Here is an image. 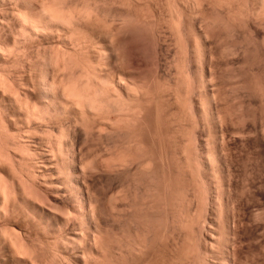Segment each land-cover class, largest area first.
I'll list each match as a JSON object with an SVG mask.
<instances>
[{"label":"rangeland","instance_id":"obj_1","mask_svg":"<svg viewBox=\"0 0 264 264\" xmlns=\"http://www.w3.org/2000/svg\"><path fill=\"white\" fill-rule=\"evenodd\" d=\"M28 1L29 0H0V23H12L13 21L11 18L13 15H15L14 12L17 11L16 8L18 7L19 10L20 7L25 6V3ZM123 1H32L36 8L38 6L40 7V4L42 3L45 4L47 2L46 5H49L50 2H55V5L50 3L52 8L58 6V8H56L60 9V11L69 12L68 9L71 6L74 9H72V11H77V13H79L80 10L82 12L83 9L84 12L89 11V17L92 19H90L91 21L89 23L86 19L84 22L85 25H83L86 27L87 22V27H83L85 31H89V33L86 31L87 34H92V32L106 33L110 27L112 28V23L114 22L116 25L113 23L115 25L113 26L114 29L110 30H115V32H118L116 33V36L119 34L120 38L116 37L114 40L121 39L122 45L119 49L120 55L122 57V53L125 51L123 55H127L125 56L126 59L130 60L132 58L131 61H126L124 56V58H121L122 62L124 60V68L133 73L129 83L132 84L134 81V87L137 88L136 85H140V82L142 81V84L145 85V87L142 86V88H145L144 90H150L153 97L154 95L158 94H160V97L156 96V99L154 98L155 101H152L153 97L147 94L149 91L145 93V95H148L151 98L150 100L154 102L152 103V106L150 102H147L149 97L146 101L145 96L142 94L144 91L140 92V90L137 88L136 90L141 96L138 95V92L135 90L137 92L136 97L139 96L141 98V104L138 105L140 103V98L137 97L136 99L135 97L137 101L134 99V106L131 105V103L128 104L127 107L129 108V105L133 107L138 105L139 107L137 106V108L140 110V106L142 105L141 107H144V111L142 112H145V109L148 110L147 112L143 113V116H141L142 114L140 115V113H138L140 111L137 108V110H135L130 106V109L133 108V110L138 112L135 114V111L129 110L130 112L127 111L128 113L125 114L126 111H123L124 115L121 114V112L119 113L121 116L119 114L117 115V113L110 114L112 121H117L114 123H117V125L119 123L122 124H119L120 127L114 126L111 128V125L106 127L105 124V126L101 124L102 120H99L97 121L100 122L98 123L99 125L94 124L95 126L93 128L92 120L94 121L99 119L98 114L97 116L95 115L93 117L91 116L93 114L89 115L93 118H90L91 120L88 119L92 123L89 125H92L91 128L93 129L87 125L89 121H87V123H77L78 125L73 124L74 126H72L74 128L72 127L71 129L74 130H71L68 140H72V142H69L73 143L74 139H76L74 143L75 150H73L76 154H79L80 157L78 158L77 155V162L75 160L77 163L76 172L79 174L75 175V173H72L74 176H63L64 178L59 176L54 177V180H56L60 186V190L58 192L60 196L58 197L53 196L54 190H46V192L45 187L42 186V182L41 185L39 182L33 184L34 182L32 181L31 183L29 179L32 177L28 179L26 176H23L27 183L25 184L23 178L21 177V170L23 169L25 172L27 171L32 173L35 170L33 166L34 157L28 155L33 161L30 159V157H27V161L20 159V157L17 156L19 152L22 154L19 148H17V150H19L18 152L16 147H13L15 148L13 151L18 152L16 154L12 151L11 146H13V139L7 135V131L4 133V131L1 132L0 130V153L4 155L5 158L7 156V160H5V162H9H6L7 165L3 163V165H1L0 163V187L6 185L12 196L15 193L13 197L18 199V204L16 205H18L21 210L23 208V210H27L26 207L32 202V199L30 198L32 197L31 195H33L31 194L32 190L34 192L36 188L38 191L40 189L41 192L38 193L40 198L45 200L42 202L44 203V206L46 208L48 206H56L61 208L62 210L59 212H61L63 217L66 215L67 217H65V219L67 218L69 222L67 229L65 230L64 228H61L57 230V235L55 237L50 238L49 236H46V234L42 233L40 239L38 233L36 235L35 232H32L29 229L33 218L24 217L22 215L16 222L12 221V219L9 217V206L7 207L6 205H2L4 203L0 196V228L2 229L4 227H9L11 230V228L15 226L17 231L20 230L21 233H18L20 236H23L22 243L25 241L26 243L24 242V245L26 244L25 246L28 247V250H30L32 255L34 254V258L36 257V260H34L32 257L35 264H88L84 262L82 257V255H84V248H88L86 249V252L87 250H90L87 253L88 256L89 254H92L90 257L94 256L91 258L92 261L89 262L90 264H159V260L162 262H160V264H163L164 261L167 260L168 261L165 262L166 264H264L263 0L261 3L260 0ZM170 1H173V3ZM139 2H141V4ZM16 3L19 5L17 6ZM129 3L132 4H130V8L133 11H131V13L129 12L131 10L129 8ZM149 4L152 7H150ZM171 4L173 6H171ZM136 6H140L138 7L137 11L135 10L137 9L135 8ZM142 6L145 7L143 8ZM170 8L173 9L171 10ZM65 9H67V11ZM149 10L152 11V13L149 12ZM31 11L35 12L36 10L33 9ZM135 11L138 13H135ZM194 12L195 14H193ZM86 15H88V13ZM138 15H140V18L143 19H140ZM145 15H147V17ZM93 18H95V20ZM150 18H154L153 20L156 19V21H152ZM167 18L169 23L166 20ZM138 19L141 21L147 20L145 22L143 21L142 23L139 22L141 24H135L136 21H139ZM171 19L172 21L170 22ZM106 20L108 22L112 21V26H109L110 23L108 24ZM103 21L104 24L105 22L107 23V27L109 26L107 30L105 29L107 27L104 28ZM123 21L126 23H123ZM93 26L94 28H92ZM97 28L101 29L98 30ZM118 28L119 31L116 30ZM176 28H178V30ZM112 31H109L111 36L115 33ZM35 39L32 42L34 44L31 43L24 49L26 52L21 50V54L19 50L16 51L17 49H15L14 54H12V56H8L7 52L15 47L14 40L9 36V34L7 36L0 34V74H2L0 75V79L1 77L2 80L3 78L8 77L9 81L11 78L16 79V81H32L33 78H37L39 76V70H37L38 73L36 74V70L34 71V69H36V67L39 68V64L41 63L40 58L41 54L43 53L44 46H41V39L39 37H36ZM197 42H199V44ZM3 53H5V55ZM198 54L201 56V62L198 60L200 57ZM15 56H17L18 59L14 58ZM25 65L27 67H25ZM20 66H23L26 72L23 67L21 68ZM19 67L20 69H18ZM7 73H9L8 75H10V78ZM10 73L14 75L11 76ZM30 74L33 76V78L30 76ZM22 75H25V77L23 76L24 79L21 77L22 80H20V76ZM56 76H58V73ZM58 77L61 78V75ZM132 78L134 80H132ZM135 78L139 81L137 80L136 82ZM144 80L146 83H144ZM5 81L8 80L5 79ZM10 82L13 83V80ZM150 84L152 86H150ZM184 84L187 85L185 86ZM165 86L167 87L166 89ZM162 90H164L165 93L163 91L162 94ZM153 91L155 92L154 95ZM161 96L166 99H163L162 101ZM181 96H183V98ZM142 97H144V100ZM31 99L34 100V96ZM28 100L30 103H32V100ZM138 101L139 103L137 104L136 102ZM156 103H159V106H157ZM2 104L3 103L0 101V111L4 109ZM146 104L150 106L147 107ZM158 107H160V113L157 111ZM149 108H151V110ZM161 111L162 115L165 114V116L168 117L167 119L163 115V123L160 121L161 118L157 117L158 115L162 116ZM164 111L166 112L163 113ZM143 117H145L144 120H142ZM157 118L159 122H157ZM135 121H138L137 125L135 124ZM113 122L111 124L114 125ZM159 123H162L163 126ZM3 124L6 126L4 127ZM164 124H166V126ZM1 125H3L5 130H8V132L10 131L9 128L11 129L12 126L13 128L16 126L11 122L10 116L7 114L4 115L3 113L0 115V126ZM96 125L99 129L96 128ZM100 125L103 127L102 129L99 127ZM152 125L154 126L152 127ZM36 126H39V130L38 127H36L37 129L35 128L36 130H34L38 131L36 133H39L40 135H45L44 131H46V135L49 132L47 131L48 129L44 130V126L42 128L40 125ZM87 126L89 127V130ZM133 126L136 128L134 127L133 129ZM158 126L160 130L162 129L161 126L163 127V133H161L162 131L159 130ZM6 127L9 128L6 129ZM13 131H15V129ZM159 131L161 134H159ZM168 131L169 135L167 134ZM153 132L155 133L153 134ZM155 134L159 137L160 135L163 136L167 134V137L166 135L165 137L161 136L163 145H161L162 143L160 138L155 136ZM174 134H176V136L178 135V137H176ZM72 135L76 136L73 137ZM138 139H140V141ZM164 140H166V142ZM39 142L37 144L41 148V141ZM9 145L11 150L8 149L10 148ZM182 146L186 147L183 148ZM20 148L23 149V153L25 152L24 154H26L28 149L25 147ZM4 151L6 153H4ZM162 152L164 154H162ZM29 153L30 151L27 152V154ZM117 153L118 155H116ZM148 153L149 155H147ZM128 155H131L130 157H134L132 160L130 158L127 160L131 162L130 166H128L129 162L127 165L124 164L126 166H123L122 160L124 159H121V162L119 161L122 164L118 162V164H116V162L113 163L115 161L114 158H111L115 157L118 159V156H120L119 159L127 158ZM109 159L110 165H108ZM150 160H153L151 164ZM111 161L113 162L111 163ZM146 163L153 165L154 167L151 168L148 165L149 167H144L145 169H143V166H147ZM82 166H85L84 168L86 169H83ZM116 166L119 167V170L115 168ZM169 168H171V170ZM113 169L115 170L113 171ZM140 170L142 172H140ZM137 171L140 172V175H137ZM131 173L135 174L132 175ZM37 183L39 185H36ZM33 185L36 187H33ZM78 186L81 188L84 198L88 201V203L90 202V208L92 207L91 209L93 210L96 208L94 210L95 216L93 220V225L95 227L98 226L96 227L98 228L96 229L98 233H96V237L90 238L88 236L86 226H82L80 229V225L82 224L83 220L82 212L85 211V206L80 203V195L74 194L72 191ZM24 189L25 191L23 193L22 191ZM120 189L121 191L119 192ZM21 192L24 195L20 194ZM121 192H123V194ZM112 195H114L115 200L118 196V200L110 201V199H113L111 198ZM44 208L42 209L41 207V210H44ZM80 208H82V211ZM71 211L73 212L71 213L73 217H71L72 215L68 213ZM65 212L67 214H63ZM68 214L71 215V221L69 220ZM36 217L40 218L39 215ZM70 222H72V224ZM43 225L44 224H42L41 228L45 227V225ZM74 228L77 229L78 232H81L84 236L85 234L87 235L85 236L84 240H77L76 242L71 241V237L68 236L70 235V231ZM88 240L91 241L89 242ZM19 241L21 243V239ZM160 242H163V244ZM166 243L168 245H165ZM138 244H140L141 247ZM128 245H131V247L129 248ZM222 246L224 248H222ZM7 247L8 246H6V249H2L5 248L3 245L2 248L0 247V264H9V261L12 258L11 251ZM171 248L174 250V253L172 252ZM224 249L225 253H227L226 257ZM160 252H164V254L162 255ZM71 253L78 254L80 256L78 258L82 257V261L76 258L78 261L80 260L79 262H76L77 260L71 257ZM144 254H146V256H144ZM148 254H151V257ZM168 254H171L174 258ZM182 255L185 257H182ZM8 256L11 258L9 259ZM143 256L145 258H143ZM163 256L166 257L164 260L162 259ZM176 256H179L181 260L176 258ZM151 259L154 260L151 261ZM176 259L178 260V263L176 262ZM10 264H15V262Z\"/></svg>","mask_w":264,"mask_h":264},{"label":"bare ground","instance_id":"obj_2","mask_svg":"<svg viewBox=\"0 0 264 264\" xmlns=\"http://www.w3.org/2000/svg\"><path fill=\"white\" fill-rule=\"evenodd\" d=\"M10 1H13V0H10ZM25 1V0H24ZM34 0H29L27 3H25V6L23 7H20V9L18 10V7L16 8L17 11L14 12L15 15H13V17L11 18L12 19V23L8 22L7 24H3V23H0V34H4V35H8L14 40V46L13 49H10L7 53L8 56H12V54H14V50L17 49L16 51H20L21 54H22V51L21 50H24L27 45L31 44L33 42V40L36 38V37H39L41 39V46H44V49H43V53L41 54V63L39 64V68L36 67V69H34V71L36 72V74L38 73L37 70H39V76L37 78H33V74L30 76L33 78L32 81H19L16 79H12L13 80V83H11L8 79V77L6 78H3L2 80V77L0 79V91H1V99L0 101L3 103L2 106H3V110L0 111V115L1 113H3L4 115L7 114L10 116V120L12 123H14V128L13 126L11 127V129L9 127H6L9 128V132L8 130H5V124L4 127L3 125L0 126V130L1 132L4 131V133H6L7 131V135H9V137H11L13 139V146L12 147V151L13 149L15 150V148L13 147H16V150L17 148H19V150L21 151L22 154H20L19 150H17L19 152V154H17V156L20 157V159H28L30 156L28 155H31L32 157H34V171L32 173H29L27 174L25 171H23V169L21 170V177L23 178V176H26L32 183V181L34 182L33 184H35L36 182H39L40 185H41V182H42V186L45 187V191L46 190H49V191H53L54 190V193H53V196L54 197H58L60 196L58 194L59 190H60V186L58 185L59 183L54 180L55 176H59V177H63V176H74L73 174L75 173V175L79 174L76 172V162L79 157V154H76L75 153V149H74V143H75V140L74 139V142L73 143H70L72 142V140H68V137L70 136V132H71V128L76 125L77 123L80 124L81 122H84V123H87V121L90 122V118H92L93 116H97L98 114V118L97 120H92L93 122V128H94V124H98L100 122H97V121H101V124L102 125H106V127L110 126L111 125V128H113L114 126H119V124L117 125V123H114V122H117V121H112L111 117H110V114L112 113H117V115L121 112V114H123V111H126V113H128L127 111L129 110H133V108L135 110H137V106L141 104V98L139 96L138 99L140 101L136 102L138 105H136V107H133L134 105V99L137 95V88L138 90L141 91H144L142 92V94L145 96V100L147 101L148 99V95H151L152 96V92L150 90H144L145 88H142L145 87L144 84H142V81L140 82L141 86L139 85H136V87H134L135 85V82L133 81L132 84L129 83V81H131V77L133 76V73L130 72L128 69L126 70L124 68V60L122 62V57L124 56L123 53L125 52L124 49H123V53H122V50H121V53H122V57L120 55V48H121V39L119 40H114V38L116 37H119V34H117L118 36H116V33L118 32H115L112 31L114 28L113 26H115L113 23L111 25V22L107 21L108 24L110 23L109 26H112V28L110 27V29L112 30H108L106 32V30L108 29L107 27V23L105 22L104 24V21H103V24H104V28L105 32L106 33H95V32H92V34H87L86 31L84 30V28L87 27V22L89 23L92 19L89 14V11H85L84 12V9L80 10V14L77 13V11H72V6L68 9L69 12H65V11H60V9H57L58 6L52 8L51 4H54L53 2L49 5H46L47 2L44 4H40V7L36 8L35 7V4L33 3ZM93 1V0H92ZM99 1V0H97ZM123 1V0H122ZM142 1V0H141ZM148 1V0H147ZM154 1V0H152ZM158 1V0H157ZM162 1V0H161ZM176 1V0H175ZM216 1V0H215ZM259 1V0H258ZM262 0H260V3H261ZM124 2V1H123ZM127 2V1H126ZM131 2V1H130ZM135 2V1H134ZM144 2V1H143ZM160 2V1H159ZM171 2V1H170ZM221 2V1H220ZM241 2V1H240ZM19 3V1H18ZM39 3V2H38ZM121 3V2H120ZM138 3V2H136ZM141 4V2H139ZM154 3V2H153ZM173 3V1L171 2ZM188 3V2H187ZM238 3V2H237ZM21 4V3H20ZM122 4V3H121ZM130 4L129 3V8H130ZM133 4V2H132ZM131 4V5H132ZM159 4V3H158ZM234 4V3H233ZM259 4V3H258ZM263 6H264V0H263ZM17 5V3H16ZM19 5V4H18ZM17 5V6H18ZM55 5V4H54ZM57 5V4H56ZM87 5V4H86ZM126 5V4H125ZM124 5V6H125ZM135 5V4H134ZM133 5V6H134ZM139 5V4H138ZM150 5V4H149ZM160 5V4H159ZM166 5V4H164ZM194 5V3H193ZM224 5V3H223ZM123 6V7H124ZM171 6H173L171 4ZM181 6V5H180ZM240 6V5H239ZM262 6V8H263ZM8 7V6H7ZM12 7H13V3H12ZM67 7V6H66ZM74 7V6H73ZM140 7V6H138ZM138 7L136 6L135 9L136 11L138 10ZM143 7V6H142ZM145 7V6H144ZM143 7V8H144ZM150 7H152L150 5ZM159 7V6H158ZM170 7V6H169ZM56 8V9H55ZM75 8V7H74ZM82 8V7H81ZM79 8V9H81ZM89 8V7H88ZM93 8V7H92ZM128 8V9H129ZM174 8V7H173ZM172 8V9H173ZM179 8V7H178ZM196 8V7H195ZM35 9L36 11L33 12L31 10ZM131 9V8H130ZM141 9V8H140ZM139 9V10H140ZM149 9V8H148ZM147 9V10H148ZM169 9V8H168ZM171 9V8H170ZM171 9V10H172ZM229 9V8H228ZM14 10V8H13ZM64 10V9H63ZM67 11V9H65ZM71 10V11H70ZM74 10V9H73ZM77 10V8H76ZM87 10V8H86ZM92 10V9H91ZM145 10V9H144ZM151 10V9H150ZM152 13V11H150ZM179 10V9H178ZM264 10V9H263ZM95 11V10H94ZM93 11V12H94ZM132 9L129 11L131 13ZM135 13H138L136 12ZM180 11V10H179ZM84 12V13H83ZM91 12V11H90ZM133 12V11H132ZM141 12V11H140ZM173 12V11H172ZM199 12V11H198ZM229 12V11H228ZM227 12V13H228ZM238 12V11H237ZM250 12V11H249ZM261 12V10H260ZM259 12V13H260ZM88 13V15H86ZM95 13V12H94ZM142 13V12H141ZM140 13V15H141ZM85 14V15H84ZM117 14V13H116ZM115 14V15H116ZM133 14V13H132ZM145 14V13H144ZM173 14V13H172ZM195 14V12L193 13ZM263 14V13H262ZM98 15V14H97ZM108 15V14H107ZM121 15V14H120ZM124 15V14H123ZM135 15V14H134ZM140 15H138V17L140 18ZM143 15V14H142ZM151 15V14H150ZM149 15V16H150ZM156 15V14H155ZM164 15V14H163ZM230 15V14H229ZM260 15V14H259ZM109 16V15H108ZM122 16V15H121ZM132 16V15H131ZM147 17V15H145ZM152 16V15H151ZM205 16V15H204ZM89 18V21H88V18ZM137 17V18H138ZM144 17V16H143ZM145 17V18H146ZM180 17V16H179ZM97 18V16H96ZM119 18H122V17H119ZM128 18V17H127ZM126 18V19H127ZM144 18V19H145ZM156 18V17H155ZM166 18V17H165ZM174 18V17H173ZM178 18V17H176ZM175 18V19H176ZM210 18V17H209ZM234 18V17H233ZM87 19V22H86V27H84L83 25H85V21ZM95 20V18H93ZM105 19V18H104ZM108 19V18H107ZM122 19H125V18H122ZM130 19V18H129ZM140 19H143V18H140ZM140 19H138L139 21L135 22L136 23H139V22H143L141 21ZM148 19V18H147ZM146 19V20H147ZM151 19V18H150ZM154 19V18H153ZM151 19L152 21H156ZM170 19V18H169ZM174 19V20H175ZM251 19V18H250ZM113 20V19H112ZM136 20V18H135ZM145 20V21H146ZM167 22H168V18L166 19ZM173 20V21H174ZM236 20V19H235ZM115 21V20H114ZM117 21V20H116ZM134 21V20H133ZM144 21V22H145ZM151 21V22H152ZM172 21V19L170 20V22ZM177 21V20H176ZM128 22V21H127ZM149 22V23H151ZM166 22V21H164ZM93 23V21H92ZM118 23V21H117ZM123 23H126L123 21ZM139 23V24H141ZM162 23V22H161ZM169 23V22H168ZM173 23V22H172ZM194 23V22H193ZM132 24V23H131ZM146 24V23H145ZM175 24V23H174ZM133 25V24H132ZM157 25V24H156ZM90 26V25H89ZM122 26V25H121ZM129 26V24H128ZM176 26V25H175ZM179 26V25H178ZM210 26V25H209ZM84 27V28H83ZM98 27V26H97ZM119 27V26H118ZM140 27V26H139ZM147 27V26H146ZM149 27V26H148ZM161 27V26H160ZM174 27V26H172ZM177 27V26H176ZM201 27V26H200ZM94 28V26L92 27ZM116 28V27H115ZM202 28V27H201ZM98 29V28H97ZM101 28H99L98 30H100ZM103 29V27H102ZM127 29V28H126ZM173 29V28H172ZM178 30V28H176ZM119 31V28L116 29ZM134 30H135V27H134ZM144 30V29H143ZM146 30V29H145ZM149 30V28H148ZM180 30V29H179ZM109 31H112V32H115V36L114 34L111 36L109 33ZM156 31V30H155ZM174 31V29H173ZM89 33V31H87ZM90 32V33H91ZM99 32V31H98ZM104 32V31H103ZM178 32V31H177ZM120 33V32H119ZM181 33V32H180ZM179 33V34H180ZM195 33V32H194ZM208 35V34H207ZM121 36V35H120ZM210 36V35H209ZM176 37V36H175ZM120 38V37H119ZM172 38V37H171ZM174 38V37H173ZM199 38V37H198ZM39 39V40H40ZM196 39V38H195ZM9 40V39H8ZM36 40V39H35ZM199 40V39H198ZM213 40V39H212ZM127 41V40H126ZM197 41V39H196ZM200 41V40H199ZM38 42V40H37ZM202 42V41H201ZM40 43V42H39ZM44 43V45H43ZM183 43V42H182ZM199 44V42H197ZM34 44V43H32ZM124 44V43H123ZM197 45V44H196ZM202 45V44H201ZM32 46V45H31ZM29 48V46H28ZM126 48V47H125ZM197 48V47H196ZM185 49V48H184ZM1 50V49H0ZM5 50V51H6ZM4 51V52H5ZM26 52V50H24ZM199 51V50H198ZM203 51V50H202ZM207 51V50H206ZM3 52V51H2ZM182 52V51H181ZM24 53V52H23ZM198 53V52H197ZM201 53V52H200ZM199 53V54H200ZM5 55V53H3ZM130 54V53H129ZM198 54V55H199ZM26 55V54H25ZM24 55V56H25ZM21 56V55H20ZM23 56V55H22ZM127 56V55H125ZM124 56V57H125ZM186 56V54H185ZM200 56V55H199ZM29 57V56H28ZM27 57V58H28ZM32 57V56H31ZM123 57V58H124ZM181 57V56H180ZM5 58V57H4ZM8 58V57H6ZM14 58H17V56H15ZM21 58V57H20ZM34 58V57H33ZM32 58V60H33ZM134 58V57H133ZM10 59V58H8ZM12 59V58H11ZM18 59V58H17ZM126 59V57H125ZM132 59V58H131ZM131 59H126L131 61ZM15 60V59H14ZM28 60V59H27ZM31 60V59H30ZM31 60V61H32ZM182 60V59H181ZM185 60V59H184ZM199 62L202 61L201 59V56L199 57ZM16 62V61H15ZM122 62V63H121ZM126 63V62H125ZM198 63V62H197ZM26 64V63H24ZM123 64V65H122ZM131 64V63H130ZM134 64V63H133ZM9 65V64H8ZM19 65V64H18ZM21 65V64H20ZM36 66V65H35ZM123 66V67H122ZM132 66V64H131ZM21 67V66H20ZM20 67L18 69H20ZM23 67V66H22ZM21 67V68H22ZM25 67H27L25 65ZM29 68H32V67H29ZM127 68V67H126ZM130 68V67H129ZM136 68V67H134ZM133 68V69H134ZM23 69L25 70V68L23 67ZM143 69V68H142ZM4 70V69H3ZM29 70V69H27ZM32 70V69H31ZM12 71V70H11ZM14 71V70H13ZM23 71V70H21ZM33 71V70H32ZM132 71V70H131ZM150 71V70H149ZM199 71V70H198ZM7 72V71H6ZM24 72V71H23ZM26 72V70H25ZM34 72V73H35ZM141 72V70H140ZM4 73V71H3ZM14 73V72H13ZM28 73V71H27ZM58 73V76L61 75V78H59L58 76H56V74ZM200 73V72H199ZM9 73H7L8 75ZM11 74V73H10ZM23 74V73H22ZM26 74V73H25ZM2 75V74H0ZM4 75V74H3ZM14 75V74H13ZM11 74V76H13ZM21 75V74H20ZM35 75V74H34ZM6 76V75H5ZM9 78H10V75H8ZM17 76V75H16ZM19 76V74H18ZM25 77V75H22L20 76V80L21 77ZM37 76V75H36ZM143 76V75H141ZM155 76V75H154ZM4 77V76H3ZM23 77V79H24ZM30 77V78H31ZM58 77V78H56ZM136 77V76H134ZM179 77V75H178ZM15 78V77H14ZM29 78V79H30ZM139 78V77H138ZM8 80V81H5ZM130 79V80H129ZM136 79V78H135ZM159 79V78H158ZM132 80H134L132 78ZM138 79H136V82H137ZM161 80V79H160ZM139 81V80H138ZM145 81V80H144ZM143 81V82H144ZM215 81V80H214ZM151 82V81H150ZM149 82V83H150ZM167 82V81H166ZM165 82V83H166ZM146 83V81L144 82ZM182 83V82H181ZM213 84V83H212ZM148 85V84H147ZM185 85V84H184ZM187 85V84H186ZM185 85V86H186ZM150 86H152L150 84ZM164 87V85H163ZM149 88V87H148ZM167 87L165 86V89ZM143 89V90H142ZM147 89V88H146ZM158 89V88H157ZM156 89V90H157ZM137 92H136V91ZM152 90V89H151ZM182 90V89H181ZM163 91L162 90V94H163ZM185 91V90H184ZM148 92V93H147ZM154 92V91H153ZM145 93H147L148 95H145ZM160 93V91H159ZM165 93V91H164ZM155 94V92L153 93V95ZM167 94V93H166ZM138 95H140V93L138 92ZM160 94L158 95H154L153 99L156 97V96H159ZM182 95V94H181ZM34 96V100H32L31 98H33ZM141 96V95H140ZM163 96V95H162ZM161 96V97H162ZM165 96V95H164ZM168 96V95H167ZM136 97V99H137ZM147 97V98H146ZM160 97V96H159ZM183 98V96H181ZM32 100L30 103V101L28 99ZM143 100H144V97H142ZM158 98V97H157ZM135 99V100H136ZM151 98L149 97L148 101L147 102H150V104L152 105V101H155V99L152 101L150 100ZM162 101L163 99H166V98H161ZM28 100V101H27ZM133 100V101H132ZM158 100V99H157ZM156 100V101H157ZM160 100V99H159ZM182 100V99H181ZM184 100V99H183ZM132 101V102H131ZM137 101V100H136ZM168 101V99H167ZM178 101V100H177ZM159 102V101H157ZM166 102V101H165ZM170 102V101H169ZM181 102V101H180ZM132 103V104H131ZM160 103V102H159ZM159 103H156L157 106H159ZM164 103V102H163ZM162 103V104H163ZM211 103V101H210ZM128 104H131L129 105V108L127 107ZM143 104V102H142ZM148 104V103H147ZM146 106H150V105H147ZM169 104V103H168ZM166 105V104H165ZM164 105V106H165ZM178 105V104H177ZM183 105V104H182ZM205 105V103H204ZM130 106L133 107L130 109ZM142 106V105H141ZM140 106L141 109L143 110H139L140 112L138 111H135V114L138 112L140 113L141 116H143L145 112H147L148 109H145V112H142L144 111V107L142 108ZM145 106V104H144ZM153 106V105H152ZM151 106V108H152ZM162 106V107H164ZM139 107V106H138ZM210 107V106H209ZM213 107V106H212ZM211 107V109H212ZM137 108V109H136ZM146 108V107H145ZM151 108H149L151 110ZM160 107L157 108V111L160 113ZM165 108V107H164ZM163 108V109H164ZM179 108V107H178ZM206 108H207V105H206ZM126 109V110H125ZM162 109V111H163ZM188 109V108H187ZM186 109V110H187ZM149 110V111H150ZM153 110V108H152ZM177 110V109H176ZM162 111H161V115H162ZM168 111V110H167ZM205 111V110H204ZM210 111V110H209ZM130 112V111H129ZM155 112V111H154ZM157 112V113H158ZM166 111H164L163 113H165ZM175 112V111H174ZM178 112V111H177ZM203 112V111H202ZM210 113V112H209ZM90 114H93L91 115L92 117H90L89 115ZM134 114V113H133ZM132 114V115H133ZM153 114V112H152ZM202 114V113H201ZM218 114V113H217ZM120 115V114H119ZM124 115V114H123ZM139 115V117H140ZM155 115V114H154ZM165 116V114H163ZM163 115L160 116L158 115L157 117L161 118L160 121L163 123ZM191 115V114H190ZM100 116V117H99ZM121 116V115H120ZM129 116V115H128ZM150 116V115H148ZM185 116V115H184ZM219 116V115H218ZM119 117V116H117ZM124 117V116H123ZM122 117V118H123ZM138 117V116H137ZM166 117V116H165ZM171 117V116H170ZM125 118V117H124ZM141 118V117H140ZM139 118V120H140ZM145 117L142 118V120H144ZM147 118V117H146ZM154 118V117H153ZM168 119V117H166ZM221 118V117H220ZM90 119V120H88ZM93 119V118H92ZM96 119V118H95ZM121 119V118H120ZM129 119V118H128ZM150 119V118H149ZM182 119V118H181ZM202 119V118H201ZM206 119V118H205ZM111 122H110V121ZM116 120V119H115ZM132 120V119H131ZM155 120V119H154ZM165 120V119H164ZM207 120V119H206ZM3 121V120H2ZM1 121V122H2ZM122 121V120H121ZM134 121V120H133ZM168 121V120H166ZM165 121V122H166ZM204 121V120H203ZM89 124H92L91 122ZM95 122V123H94ZM114 123L111 124V123ZM120 122V120H119ZM126 122V121H125ZM124 122V123H125ZM136 122V121H135ZM138 122V121H137ZM137 122L135 123L137 125ZM140 122V121H139ZM148 122V120H147ZM154 122V121H153ZM152 122V123H153ZM157 122H159L158 118H157ZM142 123V122H140ZM150 123V122H149ZM162 123H159L160 125ZM182 123V122H181ZM217 123V122H215ZM74 124V125H73ZM77 124V125H78ZM116 124V125H115ZM127 124V123H126ZM139 124V123H138ZM157 124V125H159ZM167 124V123H166ZM166 124H164L166 126ZM36 125H40V127L42 128L44 126V130L48 129L47 131H49L46 135V131H44L45 135H40L39 133H36L38 131H35L38 127V130H39V126H36ZM73 125V126H72ZM99 125V124H98ZM104 125V126H105ZM122 125V124H120ZM149 125V124H147ZM90 126V125H89ZM90 126V128H91ZM130 126V124H129ZM132 126V125H131ZM146 126V125H144ZM154 125H152L153 127ZM163 126V124H162ZM161 126V130L159 128L160 131H162L161 133H163V127ZM164 126V127H165ZM171 126V125H170ZM16 127V128H15ZM85 127V126H84ZM88 127V126H87ZM86 127V128H87ZM101 127V129L103 128L101 125L99 126ZM120 127V126H119ZM135 126H133L132 128L134 129ZM147 127V126H146ZM13 128V129H12ZM36 128V129H35ZM74 128V127H73ZM85 128V129H86ZM91 128V129H93ZM96 128L99 129L96 125ZM136 128V127H135ZM139 128V127H138ZM212 128V126H211ZM15 129V131H13ZM35 129V130H34ZM105 129V128H104ZM103 129V130H104ZM110 129V128H108ZM143 129V128H142ZM141 129V130H142ZM152 129V128H151ZM170 129V128H169ZM175 129V128H174ZM42 130V129H41ZM74 130V129H73ZM72 130V131H73ZM88 130H89V127H88ZM87 130V131H88ZM107 130V129H106ZM138 130V129H137ZM165 130V129H164ZM168 130V129H167ZM166 130V131H167ZM171 130V129H170ZM213 130V129H212ZM13 131V132H11ZM94 131V130H93ZM159 131V134H161ZM102 132V131H100ZM141 132V131H140ZM145 132V130H144ZM157 132V131H156ZM172 132V131H171ZM176 132V131H175ZM10 133V134H9ZM42 133V134H44ZM139 133V132H138ZM155 132H153L154 134ZM166 133V132H165ZM169 133V131L167 132V134ZM173 133V132H172ZM178 133V132H177ZM52 134V135H51ZM72 134V133H71ZM74 134V133H73ZM101 134V133H100ZM152 134V133H151ZM157 134V133H156ZM155 134V136H157ZM167 134L166 137H167ZM179 134V133H178ZM133 135V134H132ZM136 135V134H135ZM141 135V134H140ZM146 135V134H145ZM165 135H163L165 137ZM169 135V134H168ZM176 136V134H174ZM6 136V134H5ZM73 137L76 136V135H72ZM154 136V137H155ZM162 135L157 136L158 138H160V140L162 139L161 138ZM162 136V137H163ZM182 136V135H181ZM132 137V136H131ZM139 137V136H138ZM145 137V136H144ZM156 137V138H157ZM178 137V135L176 136ZM175 137V138H176ZM6 138V137H5ZM155 138V139H156ZM173 138V137H171ZM170 138V140H171ZM144 139V138H143ZM168 139V138H167ZM183 139V138H182ZM140 141V139H138ZM157 140V139H156ZM11 141V140H10ZM41 141V148L38 146V142ZM70 141V142H69ZM144 141V140H143ZM166 142V140H164ZM176 141V140H174ZM173 141V142H174ZM179 141V140H178ZM6 142V141H5ZM155 142V141H154ZM40 143V142H39ZM144 143V142H142ZM161 145H163V141L161 140ZM181 143V142H180ZM9 144V143H8ZM132 144V143H131ZM166 144V143H165ZM151 145V144H150ZM156 145V144H155ZM154 145V146H155ZM44 146V147H43ZM137 146V145H136ZM144 146V145H143ZM169 146V145H168ZM167 146V147H168ZM176 146V145H174ZM188 146V145H187ZM10 147V145H9ZM11 147L8 148L11 150ZM20 147H25L28 151H30L29 154H24L23 153V149H21ZM158 147V146H156ZM155 147V148H156ZM166 147V145H165ZM172 147V146H171ZM180 147V146H179ZM183 147V146H182ZM186 147V146H185ZM183 147V148H185ZM153 148V147H152ZM169 148V147H168ZM177 148V147H176ZM74 149V150H73ZM147 149V148H145ZM172 149V148H171ZM181 149V148H180ZM9 150V151H10ZM119 150V149H118ZM121 150V149H120ZM137 150V149H136ZM161 150V149H160ZM177 150V149H176ZM6 151V149H5ZM4 151V153H6ZM17 151H13L15 154L18 153ZM78 151V150H77ZM80 151V150H79ZM131 151V150H130ZM145 151V150H144ZM143 151V153H144ZM148 151V150H146ZM151 151V150H150ZM166 151V150H165ZM186 151V150H185ZM184 151V152H185ZM119 152V151H117ZM134 152V151H133ZM170 152V151H169ZM79 153V152H78ZM187 153V151H186ZM10 154V153H9ZM121 154V152H120ZM162 154H164L162 152ZM177 154V153H176ZM77 155H78V158H77ZM118 155V153L116 154ZM134 155V154H133ZM146 155V154H145ZM149 155V153L147 154ZM186 155V154H185ZM9 156V155H8ZM122 156V155H120ZM118 156V159H116L115 157H111V158H114V162L111 161V163H115L118 164L120 163L121 159H124L122 160V163H123V166H126L127 163L129 161V158L132 160L134 157H130L128 155L127 158H120ZM124 157H126L125 155H123ZM138 156V155H137ZM136 156V157H137ZM164 156V155H163ZM28 157V158H27ZM155 157V155H154ZM9 158V157H8ZM172 158V157H171ZM30 159L32 160V158L30 157ZM126 159V160H125ZM136 159V158H135ZM134 159V161H135ZM138 159V158H137ZM151 159V158H150ZM162 159V157H161ZM167 159V158H166ZM174 159V158H173ZM191 159V158H190ZM7 160V156L5 158L4 155H2L0 153V163L1 165L6 164V161ZM9 160V159H8ZM11 160V159H10ZM19 160V159H18ZM76 160V162H75ZM113 160V159H112ZM118 160V161H116ZM145 160H146V157H145ZM157 160V159H156ZM163 160V159H162ZM168 160V159H167ZM21 161V160H20ZM27 161V160H26ZM33 161V160H32ZM120 161V162H119ZM125 161V162H123ZM153 161V160H152ZM150 160V164L152 162ZM197 161V160H196ZM11 162V161H10ZM25 162V161H24ZM30 162V161H29ZM79 162V160H78ZM118 162V163H117ZM144 162V161H142ZM148 162V161H147ZM3 163V164H2ZM9 163V162H8ZM33 163V162H32ZM80 163V162H79ZM104 163V162H103ZM110 165V159H109V162H108ZM120 163V164H122ZM130 163L129 162L128 166H130ZM135 163V162H134ZM132 163V164H134ZM138 163V161H137ZM145 163V162H144ZM149 163V162H148ZM148 163L147 166H143L142 168L145 169L146 167H154L153 165H149ZM165 163V162H164ZM170 163V162H169ZM197 163V162H196ZM126 164V165H124ZM154 164V162H153ZM83 165V163H82ZM103 165V164H102ZM107 165V164H106ZM135 165V164H134ZM143 165V164H142ZM149 165V166H148ZM87 166V165H86ZM114 166V165H113ZM119 166V165H118ZM121 166V167H123ZM163 166V165H162ZM10 167V166H9ZM28 167V165H27ZM81 167V165H80ZM83 167V166H82ZM85 167V166H84ZM83 169H86L84 168ZM134 167V166H133ZM131 167V168H133ZM145 167V168H144ZM165 167V166H164ZM162 167V168H164ZM181 167V166H180ZM114 168V167H113ZM116 169H118L119 167H115ZM130 168V167H129ZM21 169V168H20ZM108 169V168H107ZM111 169V168H110ZM125 169V167H124ZM139 169V168H138ZM141 169V168H140ZM160 169V168H159ZM165 169V168H164ZM171 170V168H169ZM188 169V168H187ZM11 170V169H10ZM13 170V169H12ZM115 169H113L114 171ZM119 170V169H118ZM142 170V169H141ZM140 170V172H142ZM152 170V169H151ZM85 171V170H84ZM93 171V170H92ZM112 171V170H111ZM132 171V170H131ZM146 171V170H145ZM144 171V172H145ZM11 172V171H10ZM15 172V171H13ZM19 172V171H18ZM125 172V171H124ZM137 171V175L140 173ZM166 172V171H165ZM73 173V174H72ZM85 173V172H84ZM136 173V171H135ZM135 173H131L132 175L135 174ZM16 174V173H15ZM14 174V175H15ZM13 175V176H14ZM130 175V174H129ZM136 175V176H137ZM140 175V174H139ZM142 175V174H141ZM171 175V174H170ZM19 176V174H18ZM128 176V175H127ZM145 176V175H144ZM166 176V174H165ZM164 176V177H165ZM17 177V176H16ZM20 177V176H19ZM25 177V178H26ZM76 177V176H75ZM141 177V176H140ZM178 177V176H177ZM64 178V177H63ZM180 178V177H179ZM33 179V180H32ZM130 179V177H129ZM24 180V178H23ZM66 180V179H65ZM22 181V179H21ZM167 181V180H166ZM25 184L26 183V180H24ZM23 182V184H24ZM28 182V181H27ZM66 182V181H65ZM64 182V183H65ZM79 182V181H78ZM132 182V181H131ZM188 182V181H187ZM129 183V182H127ZM29 184V183H28ZM3 185V184H2ZM20 185V184H19ZM22 185V184H21ZM36 185H39L38 183ZM31 186V185H30ZM62 186V185H61ZM72 186V185H71ZM166 186V185H165ZM198 186V185H197ZM22 187V186H21ZM33 187H36L35 185H33ZM25 188V187H24ZM41 188V187H40ZM62 188V187H61ZM64 188V187H63ZM69 188V187H68ZM127 188V187H126ZM35 189V188H34ZM124 189V188H123ZM14 190V189H13ZM43 190V189H42ZM125 190V189H124ZM25 189L22 191L24 193ZM27 191V189H26ZM44 191V192H45ZM74 194H78L80 195V203L82 205L85 206V211L82 212V216H83V220H82V224L80 225V229L82 228V226H86L87 228V231H88V236L91 238V237H96V233H97V230L98 226H94L93 225V220H94V210L96 209H91L90 206H89V203L88 201L84 198V195H82V192H81V188L78 186V187H75V189L72 190ZM121 191V189L119 190V192ZM128 191V190H127ZM14 192V191H13ZM16 192V190H15ZM20 193L22 195H24L23 193ZM38 192H41L40 189L38 191V189L36 188L33 192L32 190V193L33 195H31L32 197H30L32 199V202L29 204V206H27V210H21V208L16 205L18 204L17 203V198L13 197L15 195L12 196L11 193L9 192V190L7 189L6 185L4 186H1L0 187V196H1V199L3 201L4 204H2L3 206H9V213L6 212L7 214H9V217L12 219V221L16 222L18 220V218L20 216H24V217H30V218H33V220L31 221V225H30V230L32 232H35L36 235L38 233V236L40 237L41 239V234H46V236H49L50 238H53L57 235V230L61 229V228H64L65 230L67 229V225L69 224L67 218L65 219V217H67L65 215V217H63V215L61 214V211L62 209L59 208V207H56V206H48L47 208L44 206V202L45 200L44 199H41L40 196H39V193ZM47 192V191H46ZM26 193V192H25ZM123 194V192H121ZM126 193V192H125ZM120 194V193H119ZM181 194V193H180ZM27 195V194H26ZM66 195V193H65ZM121 195V194H120ZM73 196V195H72ZM29 197V195H28ZM27 197V198H28ZM118 197V196H117ZM116 197V200H118ZM183 197V196H182ZM113 199H110L113 200V201H116L114 199V195H112ZM173 198V197H172ZM90 199V198H89ZM123 199V198H122ZM181 199V198H180ZM126 200H127V197H126ZM173 200V199H172ZM177 200V199H176ZM175 200V201H176ZM1 201V202H2ZM91 201V200H90ZM112 201V202H113ZM19 202V201H18ZM152 202V201H151ZM29 203V202H28ZM93 203V202H92ZM114 203V202H113ZM112 203V204H113ZM127 203V202H126ZM45 207H43L42 206ZM222 206V205H221ZM41 207L42 209L44 208V210H41ZM184 207V206H183ZM226 207V206H225ZM231 207V206H230ZM76 208V207H75ZM125 208V207H124ZM123 208V209H124ZM170 208V207H169ZM81 211H82V208H80ZM227 209V207H226ZM229 209V208H228ZM58 212H57V211ZM186 210V209H185ZM121 211V210H120ZM67 212V211H66ZM63 213V214H67V213ZM68 213H73L72 211L71 212H68ZM77 214V213H76ZM39 215L40 218H37L36 216ZM69 215V214H68ZM72 215V214H71ZM69 215V220H70V216ZM7 216V215H5ZM41 216H42V219H41ZM77 216V215H76ZM73 217V215L71 216ZM98 219V218H97ZM11 221V220H10ZM71 221V220H70ZM75 221V220H74ZM79 221V220H78ZM12 223V222H11ZM72 224V222H70ZM17 224V223H16ZM20 224V223H19ZM42 224L45 225L44 228H41ZM13 225V224H12ZM18 225V224H17ZM16 225V226H17ZM43 225V226H44ZM19 226V225H18ZM70 226V225H69ZM78 227V226H77ZM194 227V226H193ZM76 228V227H75ZM73 229L70 231V235L68 237H71V241H77V240H84L85 236H87L85 234V236L81 233V232H78L77 229ZM153 229V228H152ZM83 230V229H82ZM26 231V230H25ZM99 231V230H98ZM101 231V230H100ZM19 231L16 230V227L14 226L13 228H11V230L9 229V227H4V228H0V247L2 248V245L5 246V248H2V249H6V246H8L7 248H9V250L11 251V257H9V259L11 258V260L9 261V264L12 263V262H15V264H35L34 260H36L34 258V254L32 255V253L30 252V250H28V247L24 245V242L22 243V237L23 236H20L19 235ZM84 232V231H83ZM164 232V231H163ZM21 233V232H20ZM86 233V232H85ZM24 234V233H23ZM98 234V233H97ZM22 235V234H21ZM26 235V234H25ZM33 235V234H32ZM174 235V234H173ZM109 236V235H108ZM175 236V235H174ZM173 236V237H174ZM29 237V236H28ZM32 237V236H31ZM117 237V236H116ZM140 238V237H139ZM154 238V237H153ZM164 238V237H163ZM21 239V243H20V240ZM27 239V238H26ZM36 239V237H35ZM97 239V238H95ZM94 239V240H95ZM141 239V238H140ZM166 239V237H165ZM171 239V238H170ZM87 240V239H86ZM101 240V239H100ZM110 240V239H109ZM113 240V239H112ZM164 240V239H162ZM53 241V240H52ZM69 241V242H71ZM89 241V240H88ZM91 241V240H90ZM89 241V242H90ZM114 241V240H113ZM191 241V240H190ZM189 241V242H190ZM74 242V243H75ZM82 242V241H81ZM143 242V241H142ZM164 242V241H163ZM163 242L161 244H163ZM194 242V240H193ZM26 243V242H25ZM66 243V242H65ZM132 243V242H131ZM73 244V243H72ZM92 244V243H91ZM120 244V243H119ZM127 244V243H126ZM136 244V243H135ZM74 245V244H73ZM109 245V244H108ZM140 246V244H138ZM142 245V244H141ZM146 245V243H145ZM155 245V244H154ZM165 245H168L167 243ZM178 245V243H177ZM70 246V245H69ZM122 246V245H121ZM129 248L131 247V245H128ZM137 246V245H136ZM151 246V245H150ZM153 246V245H152ZM160 246V245H159ZM163 246V245H162ZM184 246V245H183ZM195 246V245H194ZM225 246V245H224ZM64 247V246H63ZM84 247V246H83ZM91 247V245H90ZM141 247V246H140ZM164 247V246H163ZM168 247V246H167ZM166 247V248H167ZM170 247V246H169ZM179 247V246H178ZM27 248V249H26ZM120 248V247H119ZM118 248V249H119ZM125 248V247H124ZM123 248V250H124ZM134 248V247H132ZM131 248V250H132ZM139 248V247H138ZM156 248V247H155ZM162 248V247H161ZM174 248V247H173ZM222 248H224L222 246ZM228 248V247H226ZM54 249V248H53ZM64 249V248H63ZM72 249V248H71ZM86 249L88 248H84L83 250V254L82 257H83V260L85 263H88L90 264L89 262L92 261L91 258L93 257H90L91 255L89 254V256L87 255V253L90 251V250H87L86 252ZM112 249V248H111ZM140 249V248H139ZM145 249V248H144ZM147 249V247H146ZM152 249V248H151ZM169 249V248H168ZM66 250V249H65ZM122 250V251H123ZM135 250V249H134ZM141 250V249H140ZM143 250V249H142ZM149 250V249H148ZM147 250V251H148ZM156 250V249H155ZM164 250V249H163ZM172 252L174 251L172 248H171ZM228 250V249H226ZM9 251V252H10ZM72 251V250H71ZM79 251V250H78ZM113 251V250H112ZM166 251V250H165ZM170 251V250H169ZM221 251V250H220ZM109 252V251H108ZM134 252V251H133ZM137 252V251H136ZM139 252V251H138ZM142 252V251H141ZM144 252V251H143ZM159 252V251H157ZM167 252V251H166ZM177 252V251H176ZM194 252V251H193ZM93 253V252H92ZM114 253V251H113ZM121 253V252H120ZM123 253V252H122ZM132 253V252H131ZM169 253V252H168ZM174 253V252H173ZM180 253V252H179ZM187 253V252H186ZM222 253V252H221ZM224 253H225V249H224ZM72 254V253H71ZM125 254V253H124ZM139 254V253H138ZM142 254V253H141ZM140 254V255H141ZM160 254H164L160 252ZM166 254V253H165ZM184 254V253H183ZM226 254L225 253V257H226ZM87 255V256H86ZM127 255V254H126ZM143 255V254H142ZM150 255L151 257V254H148ZM170 255L171 257H173L171 254H168ZM190 255V254H189ZM69 256V255H68ZM67 256V257H68ZM116 256V255H115ZM122 256V255H121ZM144 256H146V254H144ZM143 256V258H145ZM153 256V255H152ZM181 256V255H179ZM179 256H176V258H179ZM184 255H182L183 257ZM222 256V255H220ZM6 257V256H5ZM34 260H33V258ZM72 258L76 259L78 257H80L78 254H72L71 255ZM81 257V258H82ZM139 257V255H138ZM161 257V255H160ZM164 257V258H163ZM162 259L164 260L166 257L163 256ZM170 257V258H171ZM185 257V256H184ZM190 257V256H189ZM60 258V257H59ZM71 258V259H72ZM81 258H78L81 260ZM113 258V257H112ZM136 258V257H135ZM149 258V257H148ZM154 258V257H152ZM174 258V257H173ZM172 258V259H173ZM217 258V257H216ZM223 258V257H222ZM231 258V256H230ZM7 259V258H6ZM72 259V260H74ZM180 259V258H179ZM186 259V258H185ZM200 259V258H199ZM226 259V258H225ZM77 260V259H76ZM75 260V261H76ZM79 260V261H80ZM139 260V259H138ZM144 260V259H143ZM142 260V261H143ZM147 260V258H146ZM154 260V259H151V261ZM174 260V259H173ZM181 260V259H180ZM179 260V261H180ZM218 260V259H216ZM78 260L76 262H79ZM82 261V260H81ZM157 261V260H156ZM155 261V262H156ZM161 262V260H159ZM168 261V260H167ZM167 261H164L163 264H166L165 262ZM170 261V259H169ZM175 261V260H174ZM178 260L176 259V262ZM189 261V260H188ZM193 261V260H192ZM191 261V262H192ZM200 261V260H199ZM205 261V260H204ZM137 262V260H136ZM158 262V261H157ZM159 262V264H160ZM173 262V261H171ZM228 262V261H227ZM231 262V261H230ZM53 263V262H52ZM101 263V262H100ZM153 263V262H152ZM162 263V262H161ZM178 263V262H177ZM184 263V262H183ZM198 263V262H197ZM61 264V263H60ZM127 264V263H125ZM133 264V263H132ZM138 264V263H137ZM145 264V263H144ZM147 264V263H146ZM169 264V263H168ZM176 264V263H174ZM190 264V263H189ZM201 264V263H200ZM207 264V263H206ZM218 264V263H217ZM223 264V263H222ZM225 264V263H224ZM228 264V263H227Z\"/></svg>","mask_w":264,"mask_h":264}]
</instances>
